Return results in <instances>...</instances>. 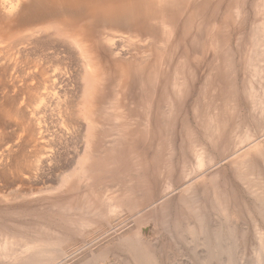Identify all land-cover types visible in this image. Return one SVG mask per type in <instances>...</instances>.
I'll list each match as a JSON object with an SVG mask.
<instances>
[{"label":"rangeland","instance_id":"374dc122","mask_svg":"<svg viewBox=\"0 0 264 264\" xmlns=\"http://www.w3.org/2000/svg\"><path fill=\"white\" fill-rule=\"evenodd\" d=\"M171 2L165 18L158 19L163 24L153 20L159 30L111 28L120 33L111 41V29L103 28L106 38L101 48V42L93 43L90 59L77 46H60L58 55L51 50L48 56L50 49L41 50L45 46L38 44L29 45L38 50L29 56L45 59L43 76L12 80L0 67V251L12 245L8 257L0 255V264H22L36 250L28 241L41 237L60 243L67 253L53 261L50 246L45 249L53 258L36 250L50 264H96L100 251L105 259L97 264H126L130 253L115 244L131 237L132 229L138 231L137 239L156 249L159 259L166 257V264H264V222L254 206L261 202L237 178L234 167L246 157L250 164L257 162L253 157L259 164L264 159L258 150L261 146L264 154V118L254 108L256 102L264 106V0ZM85 106L93 117L85 116ZM245 134L248 138H241ZM195 146L208 166L212 159L218 161L211 171L206 165L198 168ZM17 162L21 167L16 168ZM129 196L132 202L126 201ZM218 196L228 207L226 213ZM163 203H169L172 214L167 207L162 210ZM99 204L106 209L116 204L104 222L95 213ZM195 212L206 220L208 233L197 229ZM160 213L171 215L167 220L172 230L180 214L185 217L181 222H193L200 234L187 238L178 228L175 232L162 224L163 229Z\"/></svg>","mask_w":264,"mask_h":264},{"label":"bare ground","instance_id":"6f19581e","mask_svg":"<svg viewBox=\"0 0 264 264\" xmlns=\"http://www.w3.org/2000/svg\"><path fill=\"white\" fill-rule=\"evenodd\" d=\"M171 1H173V0H0V67H2L3 68V72L2 73H4V75H8V74H10V76H11V78L12 77H19V76H21V77H31V78H34L35 77V75H38V73H40V75H41V73H42V76H43V73H47V70H46V66L48 65H45L44 63L42 64V62H41V60L43 59H41V60H36L35 58H30V52H31V50H34V52H35V49H29L30 48V46L29 45H31L32 47H34L33 45H36V47L38 48V44H40L39 46H45V47H42V48H40L41 50L43 49V48H45L44 50H46V48H48V50L50 49V53H47L48 54V56H50L49 54H51V50L53 51V50H55V51H53V52H55L54 54H56V55H58L57 54V52H58V47H60V46H64L65 48L66 47H70V46H77L76 48H77V50H79V54L80 55H82L83 57H85V58H87V56H89L88 58L90 59V56L91 55H93V54H91V53H89L90 52V50H93V49H95V46H94V44H97V43H99V42H101L100 43V45H99V47L101 46V44H102V41L103 40H105L104 38H106V35L104 36V30H103V28L105 29V27H109L110 29L111 28H116V29H126V28H129L128 29V31H130V29H131V32L133 31V29L134 30H141L142 32H146V33H150V31L151 30H159L157 27H158V25L160 26V24H163V23H161L162 21H160V20H158L159 18H161V17H163V18H165L164 16H165V14H166V9H168L170 6H172L173 7V5L174 4H172L173 2H171ZM263 1V0H262ZM258 2H260V1H258ZM195 3V2H194ZM172 4V5H171ZM260 4V3H259ZM263 4H264V2H263ZM175 8V7H174ZM264 8V7H263ZM170 9V8H169ZM171 10V9H170ZM174 10V9H173ZM261 11V10H260ZM168 12V11H167ZM174 12V11H173ZM164 15V16H163ZM161 16V17H160ZM173 16H174V14H173ZM168 17V16H167ZM166 17V18H167ZM162 18V19H163ZM174 18H176V17H174ZM176 19H178V18H176ZM156 22V21H158V23H160V24H157V25H155L156 23H154V21ZM169 20V19H168ZM172 20V19H171ZM256 20V19H255ZM258 20V19H257ZM261 20V19H260ZM163 21H164V19H163ZM173 21V20H172ZM259 21V20H258ZM260 22H262V21H260ZM167 23V22H166ZM175 24H176V22H175ZM255 24V23H254ZM143 25V27H141ZM109 28H108V33H109ZM160 28V27H159ZM154 30V31H155ZM172 30V29H171ZM254 30H257V29H254ZM258 30H260V29H258ZM264 30V29H263ZM111 31H112V29H111ZM110 31V32H111ZM162 31H163V29H162ZM116 31L114 30V33H113V31H112V34H111V36L110 37H108L107 39H109V40H111V41H114L115 40V38H117V36H119V34L117 35L116 33H115ZM159 32V31H158ZM261 32H263V31H261ZM157 33V32H156ZM165 33V32H164ZM170 33V32H169ZM172 33V32H171ZM170 33V34H171ZM43 34V36L44 37H40V35H42ZM106 34V33H105ZM154 34V33H153ZM166 34V33H165ZM263 34V33H262ZM132 36V35H131ZM164 36H166V38L168 37V36H170V35H164ZM171 36H173V35H171ZM170 36V37H171ZM38 37H40V39H38ZM136 37V36H135ZM149 37V36H148ZM156 37V36H155ZM169 37V38H170ZM129 39H131V38H129ZM154 39V38H153ZM152 39V40H153ZM168 39V38H167ZM259 39V38H258ZM38 40H40V41H38ZM123 40V39H122ZM150 39H148V41H149ZM257 40V39H256ZM261 40V39H260ZM158 41V40H157ZM258 41V40H257ZM104 42V41H103ZM117 42V41H116ZM116 42H114V43H116ZM151 42V41H150ZM155 42V41H154ZM164 42V41H163ZM168 42V41H167ZM171 42V40L169 41V43ZM256 42V41H255ZM94 43V44H93ZM105 43H107V42H105ZM109 43V42H108ZM114 43H112V44H114ZM257 43V42H256ZM110 44V43H109ZM111 44V45H112ZM168 44V43H167ZM258 44V43H257ZM110 45V46H111ZM114 45H116V44H114ZM29 46V47H28ZM28 47V48H27ZM31 47V48H32ZM102 47V46H101ZM100 47V48H101ZM108 47V46H107ZM114 47V46H113ZM165 47V46H164ZM254 47V46H253ZM75 48V49H76ZM73 49V48H72ZM28 50H30L29 52H27ZM37 50V49H36ZM63 50V49H62ZM111 50H113V49H111ZM158 50V49H157ZM38 51V50H37ZM35 52V53H38V52ZM40 51V50H39ZM47 51V50H46ZM66 51V50H65ZM71 51V50H70ZM72 51H74V50H72ZM27 52V53H26ZM42 52V51H41ZM52 52V53H53ZM112 52V51H111ZM114 52V51H113ZM32 53V52H31ZM59 53V52H58ZM66 53V52H65ZM67 53H68V51H67ZM64 54V53H63ZM77 54V53H76ZM90 54V55H89ZM115 54V53H114ZM253 54V53H252ZM32 55H33V53H32ZM43 55V54H42ZM47 55H45V57H46ZM48 56H47V58H48ZM36 57V56H35ZM43 57V56H42ZM52 57H54V56H52ZM56 57V56H55ZM54 57V58H55ZM256 57V56H255ZM257 57H258V55H257ZM39 58H41V56L39 57ZM49 58H51V57H49ZM53 58V59H54ZM61 58H63V57H61ZM159 58V57H158ZM160 59V58H159ZM258 59V58H257ZM44 61H45V59H43ZM48 60V59H47ZM157 60V59H156ZM50 61H51V59H50ZM45 63H47V61L45 62ZM49 67V66H48ZM256 68V67H255ZM252 69H253V67H252ZM257 69V68H256ZM255 69V70H256ZM250 70H251V68H250ZM48 71H49V69H48ZM89 72V71H88ZM253 72V71H252ZM258 72V71H257ZM90 73V72H89ZM93 73V72H92ZM98 74V73H97ZM39 75V76H40ZM96 75V74H95ZM101 75V74H100ZM32 76H34V77H32ZM8 77V76H7ZM37 77V76H36ZM263 77H264V74L262 75V79H263ZM10 78V79H11ZM20 78V77H19ZM231 78V77H230ZM24 79V78H23ZM12 80H14V78H12ZM17 80H18V78H17ZM27 80H29V79H27ZM264 80V79H263ZM16 81V80H15ZM173 86V85H172ZM174 87V86H173ZM86 90H88V89H86ZM92 90V88L90 89V91ZM178 90V89H177ZM180 90V89H179ZM183 90V89H182ZM184 92V91H183ZM182 93V92H181ZM249 94L252 96V98H254V97H256V95H255V91L254 90H249ZM256 102V101H255ZM254 105H255V107L254 108H256V110H258V115L259 116H261L262 118H264V106H263V104H262V106H261V108L259 107V105H258V103L256 102V103H254ZM87 106H85V109L86 110H84L85 111V113H83V114H85V116L86 117H89L90 115L92 116V113H90L91 111L90 110H87V108H89V107H87ZM82 111V110H81ZM88 111H90V112H88ZM7 112V111H6ZM94 113V112H93ZM93 117V116H92ZM90 119V118H89ZM210 119V118H209ZM95 124V123H94ZM213 124V123H212ZM205 125V124H204ZM208 125V124H207ZM95 126V125H94ZM91 127V126H90ZM261 128V127H260ZM212 130V129H211ZM89 131V130H88ZM98 132V131H97ZM90 133V132H89ZM212 133V132H211ZM92 134V133H91ZM94 134V133H93ZM103 134V133H102ZM213 134V133H212ZM97 135V134H96ZM234 134H232V136H233ZM236 136H238L237 135V133L235 134ZM247 134H245V135H243L241 138H243L244 136L246 137V138H248V135L246 136ZM98 136V135H97ZM231 136V138H233ZM95 138V137H94ZM100 138V137H99ZM236 138V137H235ZM238 139H240L239 138V136L237 137ZM250 138V137H249ZM92 139V138H91ZM90 139V140H91ZM236 140V139H235ZM97 141H98V139H97ZM97 141H95V142H97ZM234 141V140H233ZM94 142V143H95ZM238 142V141H237ZM165 146V145H164ZM258 146H260V145H258ZM98 147V146H97ZM196 147V146H195ZM194 147V148H195ZM257 147V146H256ZM164 148V147H163ZM162 148V149H163ZM225 148V147H224ZM227 148V147H226ZM258 148V147H257ZM260 148H261V146H260ZM260 148H258V150H259V154H260V156L262 155V156H264V154L262 153V151H261V149ZM99 149V148H98ZM165 149H167V148H165ZM227 150H228V148H227ZM255 150H256V148H255ZM257 150V151H258ZM91 151V150H90ZM99 151V150H98ZM168 151V150H167ZM193 151H195L196 152V154H197V158H198V168L200 169V167H205V165L206 166H208V162H206L204 159H203V154H204V152H202V150H201V148H199V147H196ZM113 152V151H112ZM111 152V153H112ZM164 152V151H163ZM88 153H91V152H89L88 151ZM108 153H109V151H108ZM166 153V152H165ZM248 153V152H247ZM104 155H105V153H103ZM164 154V153H163ZM90 155H92V154H90ZM90 155H89V157H88V159L90 158ZM98 155V154H97ZM108 155V154H107ZM117 155V154H116ZM254 155V154H253ZM252 155V156H253ZM87 156H88V154H87ZM196 156V155H195ZM256 156V155H255ZM18 157V156H17ZM103 157V156H102ZM101 157V158H102ZM229 156H227L226 158H228ZM249 157V156H248ZM225 158V159H226ZM251 159H252V157H250ZM254 158V160L256 159V165L258 166H256L255 164H250V162L248 161L249 159H247V157L246 158H243L242 160L240 159V160H238V161H235L234 162V167H235V174H236V176H237V178L243 183V185H245V187H246V189H250L249 191H251L252 193V195H254L253 197L256 199V201H260L261 203H263L264 202V159H263V162H262V164L260 163H258V160H257V158L258 157H253ZM98 159V158H97ZM100 159V158H99ZM107 159V158H106ZM167 159V158H166ZM166 159H164V161L166 160ZM251 159H250V161H251ZM259 159V158H258ZM90 160V159H89ZM101 160V159H100ZM102 160H104L103 158H102ZM107 160H109V159H107ZM105 161V160H104ZM168 161V160H167ZM212 163L214 164H212L211 163V161H210V164H212V165H209L208 167H205V170H207V171H209L212 167H214L216 164H218V161L217 162H215L214 163V160L212 159ZM223 161V160H222ZM252 161H253V159H252ZM251 161V162H252ZM18 162H19V160H18ZM18 162H17V164H18ZM90 162V161H89ZM98 162V161H97ZM108 162V161H107ZM208 163V164H206V163ZM99 163V162H98ZM102 163V162H101ZM114 163V162H113ZM166 163V162H165ZM253 163V162H252ZM258 163V164H257ZM23 164V163H22ZM21 164V165H22ZM93 164H94V162H93ZM103 164V163H102ZM105 164H107V163H105ZM187 164V163H186ZM185 164V165H186ZM88 165H90V163H88ZM101 165V164H100ZM161 165V164H160ZM164 165V164H163ZM18 166H20L19 164L16 166V168L18 167ZM94 166V165H93ZM105 166V165H104ZM188 166V165H187ZM21 167V166H20ZM83 167H84V165H83ZM96 167V166H95ZM101 167V166H100ZM111 167V166H110ZM157 167V166H156ZM19 168V167H18ZM82 168V167H81ZM86 168V167H85ZM87 168H89V167H87ZM94 168V167H93ZM102 169H103V167H101ZM106 168H107V166H106ZM160 168V167H159ZM166 168V167H165ZM168 168V167H167ZM188 168H190V167H188ZM187 168V169H188ZM207 168V169H206ZM112 169V168H111ZM164 169V168H163ZM184 169V168H183ZM187 169H186V171H187ZM16 170V169H15ZM18 170V169H17ZM21 170V169H20ZM81 170H83V169H81ZM89 170V169H88ZM105 170V169H104ZM166 170V169H165ZM86 171H87V169H86ZM101 171V170H100ZM103 171V170H102ZM159 171V170H158ZM190 170H188V172H189ZM211 171V170H210ZM85 172V171H84ZM107 172V171H106ZM183 173H185V172H183ZM96 174V173H95ZM188 176V175H187ZM211 178V177H210ZM190 180H192V179H190ZM212 180H213V178H212ZM211 180V181H212ZM212 184L214 183V180L211 182ZM211 184V186H213ZM135 185V184H134ZM215 187H217V185H214ZM215 189V188H214ZM132 191H133V189H132ZM238 191V190H237ZM213 192V191H212ZM218 192V191H217ZM216 192V193H217ZM148 193H150V192H148ZM189 193H191V190L189 191ZM193 193V192H192ZM240 193V192H239ZM89 194V193H88ZM87 194V195H88ZM214 194V193H213ZM228 194V193H227ZM238 194V193H237ZM186 195V194H185ZM215 195H217V194H215ZM85 196V195H84ZM83 196V197H84ZM89 196V195H88ZM92 196V195H91ZM132 196V195H131ZM152 196H153V194H152ZM151 196V197H152ZM188 196V195H187ZM193 196V194L192 195H190L188 198H190V197H192ZM195 196V195H194ZM79 197V196H78ZM134 197V196H133ZM165 197H166V195H165ZM180 197H183V196H180ZM219 197V196H218ZM132 198V197H131ZM147 198V197H146ZM146 198L144 199V200H146ZM149 198V197H148ZM147 198V201H149V199H151V198H149L148 199ZM153 198V197H152ZM161 199L163 198V197H160ZM159 198V199H160ZM184 198L186 199V196H184ZM187 198V199H188ZM216 198V197H215ZM127 199V198H126ZM128 199H130V196H129V198ZM138 199H139V197H138ZM143 199V198H142ZM160 199V200H161ZM176 199V198H175ZM183 198H181L180 200H182ZM185 199H183V200H185ZM187 199L185 200V201H187ZM195 198H193V199H191L190 200V202H191V204H193V203H195V200H194ZM196 199H197V197H196ZM218 199V198H217ZM222 198L221 197H219V200H221ZM84 200H86L85 198H84ZM97 200V199H96ZM124 199H122V201H123ZM192 200H194V202L192 201ZM200 200H202V199H200ZM215 200V199H214ZM218 200V201H219ZM245 200V199H244ZM89 201H91L92 202V200L91 199H89ZM88 201V202H89ZM121 201V203H123ZM126 201H129V202H132V200L130 199V200H126ZM140 201V200H139ZM146 201V202H147ZM152 201V200H151ZM178 201H179V198H178ZM189 201V200H188ZM223 200H221L220 202H219V204H221L220 205V207L222 208V210H223V212H225L226 213V210H228L227 208V206H226V204L225 203H223L222 202ZM85 202H87V201H85ZM84 202V203H85ZM134 203H137L138 201H133ZM141 202H143V200L142 201H140V202H138L139 204H141ZM165 202V201H164ZM180 202V201H179ZM193 202V203H192ZM196 202H198V200L196 201ZM216 202H217V200H216ZM257 202V203H258ZM90 203V202H89ZM94 203V202H93ZM125 203V202H124ZM127 203V202H126ZM153 203V202H152ZM182 203V202H181ZM185 203H187V202H185ZM183 204L182 206H186V204ZM203 203V201H201V204ZM261 203L260 204H258V206L257 205H254L255 206V209L258 211H255V214H256V212H257V214L259 215V217L261 218V220L264 222V204H262L261 205ZM144 204V203H143ZM147 204V203H146ZM163 204H165V203H163ZM169 203H167V204H165V207L162 205V210L164 211V208L166 209V207L168 208V206H166V205H168ZM199 204V203H198ZM198 204H194V206H198ZM88 205V204H87ZM115 205V206H114ZM125 205H127V204H125ZM132 204H130V206H131ZM150 206H151V204H149ZM181 205V204H180ZM179 205V206H180ZM187 205H188V208L189 209H192V206L193 205H190V203H187ZM250 205V204H249ZM259 205H261V206H259ZM90 206V205H89ZM199 206H201V205H199ZM203 206H205V205H203ZM216 206V205H215ZM253 206V205H252ZM92 207V206H91ZM97 207V208H96ZM122 207H123V204H122ZM125 207V206H124ZM131 207H133V206H131ZM171 207H173V206H171ZM187 207V206H186ZM217 207V206H216ZM93 208V207H92ZM128 208V207H127ZM182 208H184V207H181V209ZM196 208V207H195ZM195 208H193V209H195ZM215 208V207H214ZM254 208V207H253ZM94 209V208H93ZM116 209V204H111V205H108V209H106L104 206H102L101 204H99V205H97V206H95V213H96V215H97V217L98 218H101V220L103 221V220H108V216H110L109 215V211L111 210H115ZM180 209V210H181ZM192 209V210H193ZM198 209V208H197ZM127 210V209H126ZM130 210V209H129ZM171 210V209H170ZM179 210V209H178ZM183 210V209H182ZM184 210H186L187 211V209L185 208ZM183 210V211H184ZM196 210V209H195ZM199 210V209H198ZM197 210V212L199 213L200 211H198ZM131 211V210H130ZM163 211H161V212H163ZM169 211V208L167 209V212ZM172 211H174V210H172ZM183 211H182V213H183ZM190 211V210H189ZM253 211H254V209H253ZM109 212V213H108ZM151 212V211H150ZM149 212V213H150ZM153 212H156L155 210L153 211ZM152 212V213H153ZM170 212V211H169ZM168 212V213H169ZM178 212V211H177ZM180 212V211H179ZM178 212V213H179ZM188 212V211H187ZM193 212V211H192ZM191 212V213H192ZM164 213V212H163ZM168 213L166 214V217L164 216V215H162L161 213V215H160V217H159V219H161V221H163L162 223H161V227L163 226V229H164V225L166 226H169L171 223L170 222H168V220H167V218L169 217V216H171L170 214H169V216H168ZM171 213V212H170ZM191 213H189V214H191ZM203 213V212H202ZM201 213V214H202ZM151 214V213H150ZM172 214V213H171ZM176 214V213H175ZM180 214H181V212H180ZM180 214H178L179 215V220L177 219V218H175V220H176V222L174 223V225L176 226V229L178 228V230L177 231H180V234H181V236L182 235H185V234H187L186 235V237L188 238L189 237V235H191V237H192V234H196V233H199L200 232V230H202V228H207V226H204L205 224H206V220H202V215H200V216H198L197 214H196V212H195V214H196V220L197 221H195L196 223H197V225L199 226V228H197V227H194L191 223H193V222H191L190 224L189 223H187V222H189V221H187L186 219H185V222L187 223H182L181 222V220H183L185 217L184 216H180ZM185 213H183V215H184ZM189 214H188V217H186V218H190V216H189ZM195 214H193L194 216H195ZM200 214V213H199ZM207 214V213H206ZM92 215V214H91ZM178 215H175V217L176 216H178ZM182 215V214H181ZM187 215V214H186ZM203 215H205V214H203ZM257 215V216H258ZM113 216V215H112ZM111 216V217H112ZM161 216L163 217V218H161ZM168 216V217H167ZM173 216H174V214H173ZM198 216V217H197ZM207 216V215H206ZM206 216H204V217H206ZM255 216V215H254ZM114 217H116V216H114ZM114 217H112V219L114 218ZM181 217H184V218H181ZM199 217H200V219H199ZM85 218V217H84ZM89 218V217H88ZM87 217H86V219H88ZM191 218H193L192 216H191ZM111 219V218H110ZM109 219V220H110ZM142 219V218H141ZM207 219V218H206ZM116 220V219H115ZM139 220V219H138ZM174 220V218H173V221H175ZM212 220V219H211ZM84 221H85V219H84ZM89 221H90V219H89ZM104 222V221H103ZM107 222V221H106ZM112 222H113V220H112ZM134 222H135V220H134ZM86 223V222H85ZM195 223V224H196ZM258 223V222H257ZM260 223V222H259ZM88 224V223H87ZM87 224H85V225H87ZM110 224H112V223H110ZM162 224H164V225H162ZM102 225V224H101ZM109 225V224H108ZM214 225V224H213ZM105 226V225H104ZM167 226H166V228H167ZM175 226H173V228L175 227ZM263 226V225H262ZM98 227V226H97ZM200 227H201V229H200ZM258 227V226H257ZM165 228V229H166ZM169 230H171V231H175L176 232V229L174 230H172V228L169 226ZM195 228H197V229H199V232L197 231L196 232V229ZM204 228V229H205ZM263 228V227H262ZM100 229V228H99ZM112 229V228H111ZM168 229V228H167ZM89 230V229H88ZM96 230H98V229H96ZM114 230V229H113ZM115 230H116V228H115ZM134 229H132V233H135L134 231H133ZM218 230V229H217ZM262 230V229H261ZM109 231H111V230H109ZM136 231V230H135ZM185 231V232H184ZM188 231V232H187ZM204 231V230H203ZM205 231L208 233V229H205ZM258 231H260V230H258ZM263 232H264V230H262ZM42 232V231H41ZM40 232V233H41ZM89 232H92V231H89ZM98 232V231H97ZM131 232V231H130ZM138 232V231H137ZM135 233V234H132V233H130V235H132L131 237H129V238H127V240L125 239V242L123 243V244H121V243H119V242H117L118 244H115V246L116 245H119L120 247H121V249H124V250H121V251H125V250H127L128 251V253H130L129 255L131 256V258L130 259H128L127 260V258H124L125 260H126V264H166V262H167V260H166V257L163 259H159V256H158V254L157 253H155L154 251L156 250H152V247L150 246L151 244L150 243H148L147 241L146 242H142L140 239H137L136 237H138V233ZM166 232H168V231H166ZM219 232V231H218ZM87 233V232H86ZM165 233V232H164ZM169 233V232H168ZM172 234H173V232H171ZM171 233H169V235L171 236ZM189 233H192V234H189ZM90 234V233H89ZM107 234V233H106ZM175 234H177V235H179V233H175ZM200 234V233H199ZM214 234H215V232H214ZM263 235L264 233H260V235ZM46 235V234H45ZM43 236V237H46V236ZM140 235V234H139ZM169 235H168V237H169ZM174 235V234H173ZM197 235V234H196ZM217 235V234H216ZM85 236V235H84ZM181 236H179L180 237V240L181 241H183L181 238ZM199 236V235H198ZM202 236V235H201ZM206 236V235H205ZM264 236V235H263ZM262 236V237H263ZM11 237V236H10ZM82 237V236H81ZM108 237V236H107ZM139 237H141V236H139ZM167 237V238H168ZM177 237V236H176ZM176 237H175V239H176ZM183 237H185V236H183ZM203 237V236H202ZM210 237V236H209ZM208 237V239H210ZM215 237V236H214ZM218 237V236H217ZM261 237V239H262V242L264 241V238H262ZM7 238V237H6ZM23 238V237H22ZM34 238V237H33ZM135 238V240H133ZM171 238V237H170ZM187 238H185V239H187ZM36 239V238H35ZM45 238H43L42 239V237H41V239H37L38 241H28L29 243L31 242V245L37 250V251H39L40 253L43 251V252H45V253H47V249H45L46 247H48V246H50L49 247V251H51L52 252V254H53V256H55L54 257V259H51V260H55V259H57V261H58V259H59V257L61 258V257H63V255H66L67 253L60 247L61 245H60V243H59V245L57 244V243H53V244H51V243H49V241H47V240H44ZM173 239V238H172ZM171 239V240H172ZM175 239H173V240H175ZM178 239V238H177ZM176 239V240H177ZM25 240H26V238H25ZM29 240V239H28ZM49 240V239H48ZM55 241H56V239H54ZM121 240H122V238H121ZM168 240V239H167ZM170 240V239H169ZM188 240V239H187ZM123 241V240H122ZM185 241V240H184ZM190 241V240H189ZM210 241V240H209ZM209 241H207L206 240V244L208 245V242ZM217 241V240H216ZM2 242V241H1ZM28 242H26V243H28ZM52 242V241H51ZM64 242H65V240H64ZM175 242V241H174ZM188 242V241H187ZM203 242V241H202ZM10 243H11V241H10ZM9 243V244H10ZM15 243V242H14ZM25 243V244H26ZM29 243L27 244V245H29ZM210 243H211V241H210ZM8 244V245H9ZM11 244H13V243H11ZM65 244V243H64ZM13 245H15V244H13ZM18 245V244H17ZM123 245V246H122ZM192 245V244H191ZM12 245H10L9 246V248H8V246L6 245V246H4V247H1L2 248V250L0 251V255L1 256H9V253H10V247H11ZM16 246V245H15ZM21 246V245H20ZM78 247V246H77ZM111 247H112V245H111ZM120 247H118V251L120 250ZM122 247H124V248H122ZM219 247H220V245H219ZM114 248H116V247H114ZM113 248V249H114ZM64 249H65V247H64ZM105 249V248H104ZM111 249V248H110ZM157 249H158V247H157ZM223 249V248H222ZM15 251H16V249H14ZM19 250V249H18ZM24 250V249H23ZM36 250H33V252H32V255H34V256H39V254L38 255H35V253H39V252H37ZM112 250V249H111ZM36 251V252H35ZM48 251V252H49ZM92 251V250H91ZM113 251V250H112ZM117 251V252H118ZM160 251V250H159ZM18 252V251H17ZM23 252V251H22ZM51 252L48 254L49 255V257L50 256H52L51 255ZM76 252V251H75ZM90 252V251H89ZM93 252V251H92ZM116 252V253H117ZM122 252V253H123ZM211 252V251H210ZM34 253V254H33ZM55 253V254H54ZM70 253V252H69ZM100 253H101V255H103V257L101 256V257H99L98 258V256L100 255ZM103 253V251L101 252H99V255L98 256H96V259L94 260V258L93 257H95V256H93V257H91V258H89L90 260L92 259V260H94V261H97V263H98V261L99 260H104L105 259V257H104V254H102ZM124 253H126V252H124ZM14 254V253H13ZM22 254V253H21ZM44 254V253H43ZM43 254H40V255H43ZM94 254V253H93ZM120 254V253H119ZM118 254V255H119ZM159 254H161V253H159ZM32 255L31 254H28V255H26V256H24V258H22L23 260H24V262H22V264H37V262H40L41 264H43L42 263V260H41V256H39L38 257V259H40L39 261H37L36 262V260H34V259H37L36 257H32ZM3 256V257H4ZM7 256V257H8ZM89 256V255H88ZM122 256V255H121ZM162 256V255H161ZM44 257V256H43ZM45 257H47V256H45ZM124 257H125V255H124ZM127 257V256H126ZM200 257V256H199ZM50 258H53V257H50ZM49 258V259H50ZM88 258H86V259H88ZM120 258H123V257H120ZM161 258V257H160ZM10 259H12V258H10ZM21 259V258H20ZM37 259V260H38ZM48 259V260H49ZM85 259V260H86ZM118 259V258H117ZM132 259V262H127V261H129V260H131ZM8 260V259H7ZM19 260V259H18ZM44 260H47V259H44ZM43 260V261H44ZM48 260H47V262H48ZM61 260H62V258H61ZM60 260V261H61ZM65 260V259H64ZM90 260H88V261H90ZM115 260V259H114ZM163 260H166L165 262L163 261ZM53 261H51V262H53ZM59 261V262H60ZM120 261V260H119ZM163 261V262H162ZM9 262V261H8ZM45 262V261H44ZM47 262H46V264H47ZM50 262V261H49ZM48 262V263H49ZM58 262V263H59ZM84 261H82V263H83ZM87 262V261H86ZM13 263V262H12ZM39 263V264H40ZM81 263V262H80ZM88 264H89V262H87ZM87 263H85V264H87ZM91 263V262H90ZM96 263V262H95ZM96 263V264H97ZM99 263H100V261H99ZM119 263V262H118ZM121 263V262H120ZM125 264V261L123 262L122 261V263L121 264ZM10 264V263H9ZM50 264V263H49ZM204 264H207V263H204Z\"/></svg>","mask_w":264,"mask_h":264}]
</instances>
